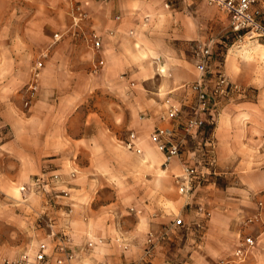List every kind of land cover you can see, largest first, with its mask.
I'll use <instances>...</instances> for the list:
<instances>
[{
	"label": "crops",
	"instance_id": "crops-1",
	"mask_svg": "<svg viewBox=\"0 0 264 264\" xmlns=\"http://www.w3.org/2000/svg\"><path fill=\"white\" fill-rule=\"evenodd\" d=\"M33 1L13 12L9 0H0V131L17 134L16 143L25 148L24 186L37 175L50 184L36 193L34 205L21 204L20 222H39L47 214L49 224H31V244H22L10 258L44 243L49 264H144L149 233L167 228L179 245L159 242L149 255L153 264L213 263L238 247L242 228L232 221L238 217L236 202L215 203L204 187L196 209L199 189L181 190L187 184L185 164L167 160L149 139L157 128L172 126L162 119L169 105L192 98L186 86L199 77L194 47L215 42L203 41V13L212 7L204 0L173 10L162 0ZM77 6L87 14L79 25ZM94 33L101 38L99 50ZM23 50L34 51L43 62L26 117L17 104L29 94L24 88L33 63ZM220 69L245 91L252 83L228 59ZM262 109L263 102L248 92L223 106L211 134L215 173L262 175L264 122L257 113ZM131 131L141 140L140 153L124 146ZM8 142L0 145V162L10 159L1 150ZM183 157L188 165L193 153ZM2 174L0 166V182ZM204 208L211 212L205 229L182 245L173 234L182 228L191 233L196 222H204ZM177 218L183 224L176 225ZM61 231L68 234L64 240ZM66 253L72 257L66 259ZM59 258L64 261L58 263Z\"/></svg>",
	"mask_w": 264,
	"mask_h": 264
},
{
	"label": "rangeland",
	"instance_id": "rangeland-1",
	"mask_svg": "<svg viewBox=\"0 0 264 264\" xmlns=\"http://www.w3.org/2000/svg\"><path fill=\"white\" fill-rule=\"evenodd\" d=\"M9 3V9L15 12L24 10L28 3L34 4V1L9 0ZM262 3H264V0ZM209 6L212 7L213 11L203 13L205 33L203 41H206L209 38H214L215 58L220 62H225L228 59V62L233 64L234 69L252 77V83L249 86H246V91L244 93L248 92L249 97L252 99L258 98L263 102V109L261 111L257 110V113L264 122V47L261 45H264V42L258 40V38H250L248 35L244 36V33L235 32L232 29L228 15L215 6ZM259 8H264V5L259 6ZM260 20L264 22V17H260ZM195 49L196 46L193 50L194 55ZM22 53L24 57H26V55L29 56L28 59L33 63L31 80L24 88V91H27L33 80L36 65L39 61H42V59L38 57L34 51L28 52V50H23ZM2 56L3 58L5 57V55ZM216 64L217 63H215L214 67L217 66ZM42 69L40 71H42ZM32 93L35 92L29 90V94L25 93L24 96H21L20 104H17L18 107H20L18 110L25 111L21 113L23 117H26V111L34 103V101H32L33 98L31 97V95H34ZM191 97H193L192 93ZM215 126L216 125L207 126L203 137L190 139L186 144V150L184 153H186V151L193 153L192 162L187 164L191 166L199 176L192 181V190L199 189L196 195V197H198L196 200L198 201L193 202V205L196 209L201 206V196L204 193L201 190L204 187H206L207 192L213 196L215 203L222 204L225 198L236 202L237 206H235V210H237L239 218L233 217L232 221L240 222V227L242 228L241 236H252L255 239V243L253 247L250 248L246 258L244 260L236 261L234 264H264V172L262 175L253 176L251 179L240 178L233 170H225L223 173H219L216 170L215 173V162H212V159L215 158L212 151L213 146L212 144H206L207 141L212 143L211 134ZM0 133V145L1 143H5V141H9L7 146L2 147L1 150H3V153L10 158L9 161L6 160V162H0L3 173L1 175L3 180L0 182V264H4L3 262L5 259H10V256L15 254V250L17 251V249H21V246H23L22 244H25L26 246L31 244L33 232L30 233V231H33L35 228L34 226L32 227L31 224L38 225V227L39 225L47 227L46 225L49 224V222H47L49 219L48 215L44 214V216L41 217V220L44 218L42 221L20 222L23 219L22 216H20L22 212L20 211L21 204L34 205L37 201V192L21 190V187L24 186L28 176L29 163H27L25 155L23 154V152L25 153V148H22L16 143L19 141V136L17 134L14 135L13 133H9L6 129L3 131L4 135L1 131ZM1 153L2 152H0V154ZM181 161H184V157ZM253 166H256V164H250V168H253ZM32 174L35 173L33 172ZM244 188H246L247 191H244ZM223 190H225L227 194L223 192ZM25 193H29L30 195V198L27 201ZM7 203H13L14 205L8 206ZM200 211L204 213V222H196L190 229L191 233L182 228L173 234L182 245L190 242L191 239L194 240L195 235L201 234L205 229L206 221L210 219L211 212L206 208ZM206 214L209 215L207 216ZM249 218H253V221L250 222ZM198 223H202L203 228L197 227ZM24 231H27L28 234V240L26 239V243H24ZM168 233L169 228L160 233H156L161 237L156 241L155 247L162 240L173 242L172 246L179 245L175 241L169 239L170 233ZM162 235H164V237H162ZM39 236H41L40 233L37 234L36 238ZM60 236L61 240H64L68 234L61 231ZM194 245H196L195 241ZM255 246L256 248H254ZM236 247L225 255L219 257L216 261L225 258H232ZM141 261L144 262V264H153L149 255L146 256V254ZM216 261L206 264H214ZM174 264L176 263L174 262Z\"/></svg>",
	"mask_w": 264,
	"mask_h": 264
},
{
	"label": "built area",
	"instance_id": "built-area-1",
	"mask_svg": "<svg viewBox=\"0 0 264 264\" xmlns=\"http://www.w3.org/2000/svg\"><path fill=\"white\" fill-rule=\"evenodd\" d=\"M189 1L191 0H162V3L164 8L173 10L186 5ZM204 1L225 12L235 32L244 33V36L248 35L250 38H258V40L264 42V22L260 20V17H264V8L257 7L263 0ZM76 10L78 15L75 18V25H79L82 20L86 19L87 14L79 6L76 7ZM55 38L60 39L61 35L56 34ZM92 38L94 48L99 50L101 48V38L95 33ZM195 57L199 77L186 86L193 94V97H188L184 101L169 105L162 115V119L170 121L172 126L157 128L149 136L153 144L165 154L167 160L172 158L182 160L188 141L203 137L207 126L216 125L223 106L234 95L245 92L244 88L233 83L223 70L220 69L221 62L215 58L213 45H197ZM215 63H217V68L214 67ZM42 68L43 62L39 61L28 90L32 92L36 91ZM140 144L141 140L135 131H131L128 138L124 141V146L128 150L138 153L142 151ZM206 144L212 143L207 141ZM212 162L214 163V159H212ZM183 163L185 164V172L187 174V184L181 186V190L186 194H190L193 189L192 181L199 176L191 166L186 165L184 161ZM57 178L58 176L55 175L54 179ZM49 185L44 176L37 175L29 186H22L21 190L40 192L43 189L47 191L45 186ZM206 215L208 216L209 214ZM249 221L252 222L253 218H249ZM175 224L181 225L183 224V220L177 218ZM197 227L203 228L202 223H198ZM160 237L154 232L149 233L146 256L152 253L155 243ZM254 243L255 239L252 236L247 235L242 237V241L234 251L232 258L220 259L215 264H234L236 261L244 260ZM59 247L62 251L66 252L64 244H59ZM71 257L69 253H66V259H70ZM57 261L58 263H62L64 259L59 258ZM4 264H49L47 246L43 243L35 251H27L15 258L5 259Z\"/></svg>",
	"mask_w": 264,
	"mask_h": 264
},
{
	"label": "bare ground",
	"instance_id": "bare-ground-1",
	"mask_svg": "<svg viewBox=\"0 0 264 264\" xmlns=\"http://www.w3.org/2000/svg\"><path fill=\"white\" fill-rule=\"evenodd\" d=\"M251 42V41H250ZM260 44V43H259ZM263 47H264V45L263 44H261Z\"/></svg>",
	"mask_w": 264,
	"mask_h": 264
}]
</instances>
